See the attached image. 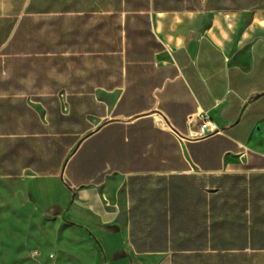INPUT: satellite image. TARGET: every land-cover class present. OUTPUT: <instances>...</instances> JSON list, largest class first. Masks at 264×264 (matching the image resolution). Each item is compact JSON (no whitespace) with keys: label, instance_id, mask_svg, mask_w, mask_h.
Segmentation results:
<instances>
[{"label":"crops","instance_id":"obj_1","mask_svg":"<svg viewBox=\"0 0 264 264\" xmlns=\"http://www.w3.org/2000/svg\"><path fill=\"white\" fill-rule=\"evenodd\" d=\"M201 115L235 144L219 170L190 153ZM144 118L176 139L181 167L159 156L140 171L114 151ZM251 154L264 158V0H0V264H32L46 217L30 188L49 182L122 233L135 264H173L171 249L135 250L129 177L249 174Z\"/></svg>","mask_w":264,"mask_h":264},{"label":"trees","instance_id":"obj_2","mask_svg":"<svg viewBox=\"0 0 264 264\" xmlns=\"http://www.w3.org/2000/svg\"><path fill=\"white\" fill-rule=\"evenodd\" d=\"M97 81L100 83L99 75ZM132 98L135 103L136 96ZM127 134L125 142L116 138L114 151L119 152L122 144L128 161L140 171L141 167H157L159 156L174 169L184 163L172 152L178 151L176 139L154 128L150 120L129 125ZM189 147L193 161L203 170H219L224 152L233 150L235 144L224 135H216ZM154 148L162 152L153 153ZM148 149L143 158L142 151ZM247 169L257 171L130 176V218L133 221L135 214L141 216L136 217V230L130 232L135 250L171 249L173 264H264V158L251 154ZM150 210L154 213L148 214ZM227 250L232 251V261L224 258Z\"/></svg>","mask_w":264,"mask_h":264},{"label":"rangeland","instance_id":"obj_3","mask_svg":"<svg viewBox=\"0 0 264 264\" xmlns=\"http://www.w3.org/2000/svg\"><path fill=\"white\" fill-rule=\"evenodd\" d=\"M216 135L220 134L205 137ZM30 193L34 196L30 202L48 218L34 217L32 264H135V259L124 252L122 233H106L98 221L70 204V200L67 202L58 183L32 186ZM61 209L67 210L69 216H60Z\"/></svg>","mask_w":264,"mask_h":264},{"label":"built area","instance_id":"obj_4","mask_svg":"<svg viewBox=\"0 0 264 264\" xmlns=\"http://www.w3.org/2000/svg\"><path fill=\"white\" fill-rule=\"evenodd\" d=\"M201 121L199 126V132L202 136L212 135L218 132L217 126L206 115H201Z\"/></svg>","mask_w":264,"mask_h":264}]
</instances>
